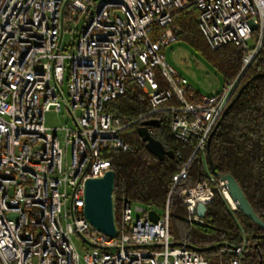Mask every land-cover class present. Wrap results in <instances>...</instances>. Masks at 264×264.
I'll return each instance as SVG.
<instances>
[{
  "label": "built area",
  "instance_id": "2783aa9c",
  "mask_svg": "<svg viewBox=\"0 0 264 264\" xmlns=\"http://www.w3.org/2000/svg\"><path fill=\"white\" fill-rule=\"evenodd\" d=\"M190 4L198 7V26L212 49L245 48L243 71L263 41L264 0H0L2 264H81L75 239L85 264H210L186 244L176 245L169 201L152 222L150 209L113 192L116 237L84 215L85 181L111 169L103 151L131 149L123 132L133 122L122 124L105 111L130 79L149 101L146 115L169 110L174 136L195 138L193 155L206 151L238 79L203 93L167 61L164 48L181 32L169 25ZM154 27H166L155 41ZM51 109L72 116L63 140L45 124ZM187 164L173 175L171 190L187 177ZM216 189L227 199L225 182L209 173V180L181 191L190 221L203 222L197 205L207 206ZM247 242L245 234L226 242L220 251L229 256L220 264H242Z\"/></svg>",
  "mask_w": 264,
  "mask_h": 264
},
{
  "label": "trees",
  "instance_id": "16d2710c",
  "mask_svg": "<svg viewBox=\"0 0 264 264\" xmlns=\"http://www.w3.org/2000/svg\"><path fill=\"white\" fill-rule=\"evenodd\" d=\"M198 14V7L190 4L174 14L169 27L180 28L179 41L198 52L221 75L223 85L238 79L232 99L244 86L221 118L209 149L193 155L196 139L191 137L184 141L174 136L169 110L146 115L150 109L149 101L138 83L130 79L126 92L110 100L105 111L113 113L122 124L133 122L123 132L131 149H107L102 156L110 161V168L115 171L114 193L117 196L160 213L164 212L169 201V230L176 245L184 243L208 259L210 264H220L229 256L227 249L221 252L220 248L245 234L248 242L242 264H264V230L238 209H232L219 190H215L213 200L207 205L203 222L188 219L189 211L180 198L182 190L209 180V173L231 174L264 221V37L256 56L242 71L245 48L228 43L212 49L201 34ZM165 29L154 27L150 33L152 40L155 41L157 33ZM257 37L258 32L254 31L253 41ZM146 120L159 123L152 126L155 135L178 151L179 156L159 160L146 149L137 132L139 125ZM186 163L187 177L171 190L173 175Z\"/></svg>",
  "mask_w": 264,
  "mask_h": 264
},
{
  "label": "water",
  "instance_id": "95a60500",
  "mask_svg": "<svg viewBox=\"0 0 264 264\" xmlns=\"http://www.w3.org/2000/svg\"><path fill=\"white\" fill-rule=\"evenodd\" d=\"M243 89L244 86L231 100L222 118L229 110V108L233 105ZM158 124L159 123L155 120L143 121L137 128L138 135L145 143L146 149L159 160H163L166 157L174 158V151L172 149H166L163 142L159 139H156L149 132V126H158ZM218 125L219 123L215 126L208 139L207 149H209L210 141ZM215 176L219 177L222 181L225 182L228 193L234 203L235 208L264 230V221L256 214L236 178L231 174H215ZM114 187L115 171L113 169L107 170L102 177L88 178L85 181L84 215L95 229L110 237H116L117 235V226L115 222V211L113 203ZM206 211L207 206L204 203H198L197 214L203 218ZM148 218L152 222H157L160 218V213L155 209H150L148 211Z\"/></svg>",
  "mask_w": 264,
  "mask_h": 264
},
{
  "label": "rangeland",
  "instance_id": "374dc122",
  "mask_svg": "<svg viewBox=\"0 0 264 264\" xmlns=\"http://www.w3.org/2000/svg\"><path fill=\"white\" fill-rule=\"evenodd\" d=\"M172 28H179L174 26ZM164 53L167 61L180 72L187 77L189 81L203 93H210L215 89H222L223 79L221 75L196 51L188 46L183 41H176L164 48ZM64 92H67L66 82L63 85ZM79 114V111L76 112ZM45 124L51 129H55L58 132L61 140H63L62 127H72L73 120L70 113L65 109L61 112L51 109L45 115ZM78 243L81 264H85L84 255L85 251L80 246L79 240L75 239Z\"/></svg>",
  "mask_w": 264,
  "mask_h": 264
},
{
  "label": "bare ground",
  "instance_id": "6f19581e",
  "mask_svg": "<svg viewBox=\"0 0 264 264\" xmlns=\"http://www.w3.org/2000/svg\"><path fill=\"white\" fill-rule=\"evenodd\" d=\"M224 192H225V195H226L227 199L230 201V203L234 204L232 199H231V197H230V195H229V193H228V191H227V189H225Z\"/></svg>",
  "mask_w": 264,
  "mask_h": 264
},
{
  "label": "crops",
  "instance_id": "0c3cea01",
  "mask_svg": "<svg viewBox=\"0 0 264 264\" xmlns=\"http://www.w3.org/2000/svg\"><path fill=\"white\" fill-rule=\"evenodd\" d=\"M215 90H218V89H215ZM0 264H2L1 260H0Z\"/></svg>",
  "mask_w": 264,
  "mask_h": 264
}]
</instances>
